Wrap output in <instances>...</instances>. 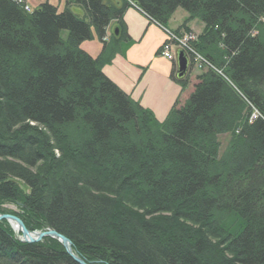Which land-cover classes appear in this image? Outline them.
I'll return each instance as SVG.
<instances>
[{
	"label": "trees",
	"instance_id": "obj_1",
	"mask_svg": "<svg viewBox=\"0 0 264 264\" xmlns=\"http://www.w3.org/2000/svg\"><path fill=\"white\" fill-rule=\"evenodd\" d=\"M72 2L99 34L124 12ZM136 3L150 16L179 4L203 19L198 50L231 83L205 73L159 122L100 72L111 49L92 60L77 48L87 22L0 0V157L15 160L0 159V207L16 205L30 229L55 228L97 264H264V0ZM249 104L261 115L251 123ZM27 118L49 137L13 129ZM236 129L218 160L216 133ZM0 264L77 263L54 239L24 244L0 227Z\"/></svg>",
	"mask_w": 264,
	"mask_h": 264
},
{
	"label": "bare ground",
	"instance_id": "obj_2",
	"mask_svg": "<svg viewBox=\"0 0 264 264\" xmlns=\"http://www.w3.org/2000/svg\"><path fill=\"white\" fill-rule=\"evenodd\" d=\"M17 3L22 6V8L26 12H32L30 9V6L28 4V0H16ZM103 4L105 6H112V7H118L124 8V12L119 16V14L110 17L107 21L104 28L101 29L100 34L96 30V28L90 24V19L87 17V12L85 8L76 2H72V0H58V3H52L48 0H44L42 3H48L53 5L57 11L62 12L65 9L72 12V14L79 19H83L85 22H87L89 26V30L91 33V37L89 39H82L79 41L77 48L80 51H84V53L93 59H96L100 56L101 53L104 51L110 50L109 54H107L105 57H103L102 62L100 64V72H102L103 76L108 79L112 84L125 96L128 97L132 102L139 105L137 108H143L142 111L145 114H151L155 117L156 120L159 122H164L165 119L169 116L168 114L170 111H172L175 108H179L186 101H188L192 94L196 91V87L199 83V81L202 79L203 75L208 72H212L213 74L218 75L220 78L224 80L229 84L230 79L228 76L223 72L224 70L220 68L217 63H214L212 61L207 60L205 57H203V54L199 52L198 46L200 45V38L205 33L206 29V22L199 18L198 16H193V14L185 9L182 5H174V10H169L166 12L165 16L162 17H155L148 15L142 8L138 6L136 3V0H102ZM41 4V3H40ZM39 4V5H40ZM38 5V6H39ZM36 7V9L38 8ZM172 7V8H173ZM181 13L179 18H177L175 15L180 11ZM34 11V10H33ZM128 11H132L139 15L137 21L128 20L127 16L125 15ZM264 19V18H263ZM143 26V27H142ZM131 27L134 29H140L141 32L139 34H135L134 36L131 33ZM150 30H154L155 32H160L164 39L161 42V44L158 46V49L155 50L153 53V57H151V62L148 64H139L140 66V72L138 78L135 80L134 83L140 84L144 78L147 75V71L149 68H153L154 71L151 72L154 77H157L158 79L155 80V88L159 93H164L167 90L166 95H156L155 98L150 97L152 100H149L151 105L147 106L148 103H145L142 100V97L139 95H142L146 93L145 91L141 90L138 94V98L133 96V93L130 92L127 87H123L119 80H117V74L116 78L113 76L106 74L104 72L105 67L108 65L112 67L114 61L116 59H119L120 56L125 58L126 61H129L128 58V50L134 49V46L139 45L142 43L147 37L149 38ZM65 34V35H64ZM62 38L66 39L67 37V31H64L61 33ZM147 38V41H148ZM89 42L91 44H100L99 45V52L92 53L91 50H87ZM111 47V48H109ZM128 58V59H127ZM163 60L164 65L163 67L168 70L167 75V81L169 83H172L174 85H169L166 83L165 80H163L161 76H158V71H155L156 68L153 67V60ZM131 82H128V84ZM126 86L127 84H123ZM233 88H236L232 85ZM165 89V90H163ZM171 96L172 98H175L174 101L171 103V107L167 110L166 115L163 119L158 118L157 115V109L156 107L161 110L165 109L167 107V104L165 101L168 99V97ZM161 98V100L159 98ZM148 98V99H150ZM148 102V101H146ZM147 104V105H146ZM166 104V105H165ZM251 107V106H250ZM252 109V108H251ZM254 111L259 112L256 108ZM148 114V115H149ZM260 116V113H259ZM257 119L256 115L250 114L248 117V121L253 122ZM252 120V121H251ZM21 125H27L30 128L35 129V132L40 134L42 137L46 138L49 137V131L47 130V127H45L44 124L38 121L31 120L27 118L25 121L18 123L13 127L18 128ZM15 131V130H14ZM239 134L237 129L232 131H223L216 133L215 138L218 145V154L217 159L222 157H226V151L227 146L231 145L236 135ZM5 137H11L13 135L12 133L3 134ZM227 135L229 136L228 142L225 147L222 148V144L220 141V136ZM48 149L50 152L53 151L57 153V155H54L56 160L60 161L62 158L60 155L61 147L60 142L58 141H48L47 142ZM60 158V159H59ZM1 160L7 159L8 161L15 162L14 158L9 156H3L0 157ZM14 209L17 208L16 205H14ZM23 212L21 209L15 210L14 212L12 210H1L0 209V227H4L5 229L9 226L13 230L15 234L18 235L20 239V243H32L35 241L34 239H37V243H42L46 240H50L51 238H54L59 245L61 246L63 252L68 257L72 258L74 262L77 264H97L98 262L90 261L85 259L83 256L80 255V253L76 250L77 248L74 247L73 241L68 238L65 234L58 232L55 228H52L50 226H44L41 229H37L35 227L29 229V233L27 234H18L17 232H21L20 225L18 222H15V219H19L16 213ZM22 223V222H21ZM23 224V223H22ZM24 225V224H23ZM202 225V223H201ZM206 225L203 224V227ZM209 232L210 229H207ZM55 233V234H54ZM202 233V232H200ZM42 234V235H41ZM204 237V234L202 235V238ZM210 237V234L207 236ZM66 239V241H64ZM204 240L207 238H203ZM208 240V239H207ZM34 242V243H36Z\"/></svg>",
	"mask_w": 264,
	"mask_h": 264
},
{
	"label": "crops",
	"instance_id": "obj_3",
	"mask_svg": "<svg viewBox=\"0 0 264 264\" xmlns=\"http://www.w3.org/2000/svg\"><path fill=\"white\" fill-rule=\"evenodd\" d=\"M127 19L128 20H133V21H137L139 15H137L136 13L132 12V11H128L126 14ZM143 27V26H142ZM141 27V28H142ZM134 29L133 27H131V33L134 36L135 34H139L141 32L142 29ZM148 41L147 38L140 43L139 45L134 46V49H129L128 50V58L129 61H126L125 58L121 57L119 59H116L114 61V63L112 64L113 66H106L104 69V72L106 74H109L111 76H113L114 78H116V74L117 80L120 81L121 85L123 87H127V89L133 93V96L135 97H142V100L145 103H148L147 106L151 105L149 104L150 101L152 100L150 97L155 98V94L156 95H166L167 93H159L156 88H155V80H157V77H154L153 74L151 72L154 71L153 68H149V70L147 71V76L143 78L142 82L140 84H136L134 83L135 80L138 78L139 76V72H140V66L139 64H148L149 62H151V57H153V53L155 52V50L158 49V46L161 44V42L163 41L164 37L160 32H155L154 30H150V34L148 35ZM99 45L100 44H91L89 42L88 47L86 48L88 51L91 50L92 53H97L99 52ZM127 58V59H128ZM153 62V67L156 68L155 71H158L159 73L158 76L163 77L162 79L166 81V83H168L169 85H174L172 83H169V81H167V75H168V70H166V68L162 67H158L156 66V63L158 62V59H155L152 61ZM115 75V76H114ZM128 82H131L128 84ZM123 84H127L126 86H124ZM143 90L146 93L139 95L140 91ZM150 98V99H148ZM159 98V97H158ZM156 99V98H155ZM161 100V98H159ZM175 98L171 99V96L168 97L167 101L164 99L162 101H165V103L167 104V107L164 109L159 110L157 107L155 109H157V113L159 112L158 118L163 119L166 115L167 110L171 107V103L174 101ZM148 101V102H146ZM165 104V105H166Z\"/></svg>",
	"mask_w": 264,
	"mask_h": 264
},
{
	"label": "rangeland",
	"instance_id": "obj_4",
	"mask_svg": "<svg viewBox=\"0 0 264 264\" xmlns=\"http://www.w3.org/2000/svg\"><path fill=\"white\" fill-rule=\"evenodd\" d=\"M44 0H28V4H29V6H30V9H31V11H33V10H35L36 9V7L40 4V3H42ZM48 1H50V2H52V3H58V0H48ZM182 11H181V9H180V11H178V13L175 15L177 18H179V16H180V13H181ZM65 35V34H64ZM204 57V56H203ZM163 65H164V61L163 60H158V62L156 63V66H158V67H160V68H162L163 67ZM226 79L224 78V81H225ZM163 90H165V89H163ZM166 91V93H167V90H165ZM249 106H251V110H252V112H251V114L252 115H256V118H258V117H260L259 116V112H256V111H254V109H255V107L253 106V105H251V104H249ZM255 120V119H254ZM252 121V120H251ZM249 123H250V121H248ZM228 139H229V136H227V135H222V136H220V141H221V144H222V148L223 147H225L226 146V144H227V142H228ZM54 155H57V153H56V151H55V153H54ZM1 209H3V210H12L13 212L15 211V210H17V208L16 209H14L15 207H14V204H6V205H4V206H1L0 207ZM17 214V216L19 217V220L24 224V228L27 230V231H29V227L27 226V224H26V222H25V220L23 219V213L21 212V213H16ZM34 218L33 217H31V221L33 220ZM11 232H12V237H13V239L14 240H16V241H20V239H19V237H18V235L17 234H15L14 232H13V230L11 229V227L9 228V226L7 227ZM18 234H23V232L21 231H19V232H17ZM51 239H54V238H51ZM35 241H33L32 243H34V242H36L37 241V239L35 238L34 239ZM55 240V239H54ZM37 243V242H36ZM28 244H31V243H28ZM72 259V258H71ZM73 260V259H72Z\"/></svg>",
	"mask_w": 264,
	"mask_h": 264
},
{
	"label": "water",
	"instance_id": "obj_5",
	"mask_svg": "<svg viewBox=\"0 0 264 264\" xmlns=\"http://www.w3.org/2000/svg\"><path fill=\"white\" fill-rule=\"evenodd\" d=\"M14 221H15V222H18V224L20 225L21 231L23 232L24 235L27 234V233H29V232L24 228V225L21 223V221H20L19 219H15ZM54 234H55V233H54ZM41 235H42V234H41ZM64 241H66V239H65Z\"/></svg>",
	"mask_w": 264,
	"mask_h": 264
}]
</instances>
